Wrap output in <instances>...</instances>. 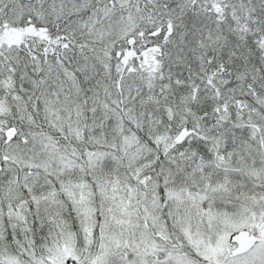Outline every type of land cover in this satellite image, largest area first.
<instances>
[{"label":"snow or ice","instance_id":"obj_1","mask_svg":"<svg viewBox=\"0 0 264 264\" xmlns=\"http://www.w3.org/2000/svg\"><path fill=\"white\" fill-rule=\"evenodd\" d=\"M0 264H264V0H0Z\"/></svg>","mask_w":264,"mask_h":264}]
</instances>
